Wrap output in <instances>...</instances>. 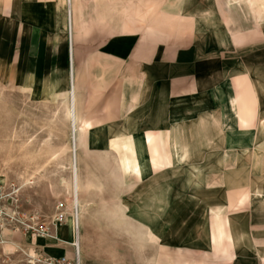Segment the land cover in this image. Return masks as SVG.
Instances as JSON below:
<instances>
[{"label": "crops", "instance_id": "crops-1", "mask_svg": "<svg viewBox=\"0 0 264 264\" xmlns=\"http://www.w3.org/2000/svg\"><path fill=\"white\" fill-rule=\"evenodd\" d=\"M150 18L151 0H0V86L65 97L76 166L116 190L100 199L77 170L78 238L66 220L35 244L74 258L76 242L87 264L95 206L112 205L133 250L101 261L264 264L262 77L205 32L157 34ZM29 244L4 230L0 253Z\"/></svg>", "mask_w": 264, "mask_h": 264}, {"label": "rangeland", "instance_id": "rangeland-1", "mask_svg": "<svg viewBox=\"0 0 264 264\" xmlns=\"http://www.w3.org/2000/svg\"><path fill=\"white\" fill-rule=\"evenodd\" d=\"M261 2L264 0H151V18L147 24L157 34L205 32L211 42L224 47L225 57L230 54L232 61L247 62L251 74L262 77L264 91V12L258 7ZM67 108L65 97L35 101L16 92L14 85L0 86V196L2 201L6 200V210L12 217L7 231L14 234V239H29V246L24 247L40 250L35 240L41 238L21 223L46 228L56 214L57 203L66 213V220H73L72 160L73 155L78 160L81 150L78 143L74 148ZM89 156L86 154L84 158ZM81 169L84 177L88 169V173H94V180L86 182L93 185L89 187L91 190L97 186L100 199L102 195L111 198L116 193L112 180L95 179L100 167L78 164L77 170ZM106 187L109 188L103 192ZM113 208L95 206L94 224L88 229L87 241V251L95 259L87 264H112L101 259L117 252L126 255L133 250L127 241L122 211ZM73 238H78L74 229ZM159 253V246L153 244L155 258ZM21 259L17 251L8 264H17Z\"/></svg>", "mask_w": 264, "mask_h": 264}, {"label": "built area", "instance_id": "built-area-1", "mask_svg": "<svg viewBox=\"0 0 264 264\" xmlns=\"http://www.w3.org/2000/svg\"><path fill=\"white\" fill-rule=\"evenodd\" d=\"M6 200L3 199L0 196V241L2 238V234L4 230H7L9 219H12L8 211L5 207ZM66 213L63 211L61 204L57 203L56 205V214L53 216L50 226H46V228L37 229L35 225H26L24 223H21L26 226L27 230L34 231L37 238L45 239L49 238L51 236L52 229H54L56 226L62 224L66 220ZM11 217V218H10ZM35 218V217H34ZM37 218V217H36ZM38 219V218H37ZM76 234L78 233V225H75L73 227ZM3 243V242H1ZM75 250V257L74 258H68L67 256H61V257H52L45 255L42 250H39L37 247H19L17 250L13 252V254H1L0 253V261L3 262V264H8L11 262V258H13L14 254L18 251V253L21 254L22 259L17 264H80L79 258H78V246L77 243H73L72 245ZM37 249L36 253L32 254L29 252V250Z\"/></svg>", "mask_w": 264, "mask_h": 264}, {"label": "bare ground", "instance_id": "bare-ground-1", "mask_svg": "<svg viewBox=\"0 0 264 264\" xmlns=\"http://www.w3.org/2000/svg\"><path fill=\"white\" fill-rule=\"evenodd\" d=\"M71 98V97H70ZM74 99V98H73ZM72 99V101H74ZM71 101V100H70ZM69 110V108H68ZM74 110V109H73ZM70 113V119H71V127H72V131L75 132V130H77L76 127V120L77 118H75L73 116L71 107H70V111L68 112ZM78 124V123H77ZM73 136H75V134H73ZM75 157L73 155V160H72V180H71V203H72V207L74 208V212H73V220H68V226L70 229H72L73 227H75V225H78V215H79V208H78V197H79V192H80V185L81 183L78 180V174H77V166H76V162H75ZM68 185V184H67Z\"/></svg>", "mask_w": 264, "mask_h": 264}]
</instances>
